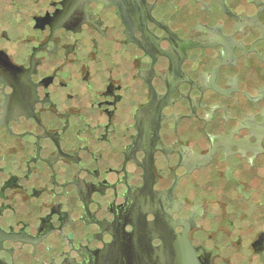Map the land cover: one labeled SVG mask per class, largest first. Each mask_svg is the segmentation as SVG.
<instances>
[{
    "label": "flooded vegetation",
    "instance_id": "obj_1",
    "mask_svg": "<svg viewBox=\"0 0 264 264\" xmlns=\"http://www.w3.org/2000/svg\"><path fill=\"white\" fill-rule=\"evenodd\" d=\"M264 264V0H0V264Z\"/></svg>",
    "mask_w": 264,
    "mask_h": 264
},
{
    "label": "water",
    "instance_id": "obj_2",
    "mask_svg": "<svg viewBox=\"0 0 264 264\" xmlns=\"http://www.w3.org/2000/svg\"><path fill=\"white\" fill-rule=\"evenodd\" d=\"M109 264H111V262H109Z\"/></svg>",
    "mask_w": 264,
    "mask_h": 264
}]
</instances>
